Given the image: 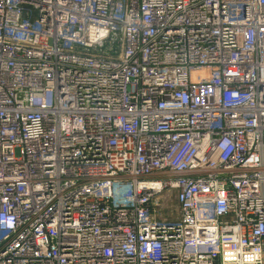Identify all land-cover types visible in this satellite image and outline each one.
I'll use <instances>...</instances> for the list:
<instances>
[{
    "label": "built area",
    "instance_id": "obj_1",
    "mask_svg": "<svg viewBox=\"0 0 264 264\" xmlns=\"http://www.w3.org/2000/svg\"><path fill=\"white\" fill-rule=\"evenodd\" d=\"M0 264H264V0H0Z\"/></svg>",
    "mask_w": 264,
    "mask_h": 264
},
{
    "label": "rangeland",
    "instance_id": "obj_2",
    "mask_svg": "<svg viewBox=\"0 0 264 264\" xmlns=\"http://www.w3.org/2000/svg\"><path fill=\"white\" fill-rule=\"evenodd\" d=\"M168 203H169V206H170V207H172V205H171V203H172V200H170Z\"/></svg>",
    "mask_w": 264,
    "mask_h": 264
}]
</instances>
